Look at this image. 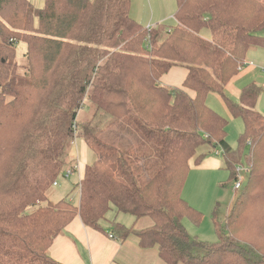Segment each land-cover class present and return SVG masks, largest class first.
<instances>
[{"label": "trees", "instance_id": "16d2710c", "mask_svg": "<svg viewBox=\"0 0 264 264\" xmlns=\"http://www.w3.org/2000/svg\"><path fill=\"white\" fill-rule=\"evenodd\" d=\"M131 1L0 0V264H57L49 248L65 227L78 216L102 230L111 210L134 219L113 221L111 238H134L163 264H264L259 87H244L239 103L223 94L246 51L264 47V0H174V25L151 31L131 17ZM174 66L187 70L182 89L160 84ZM211 93L242 121L237 150L226 143L227 120L206 106ZM84 105L88 116L77 120ZM74 138L96 158L77 184L78 205L53 203ZM245 145L247 183L223 227L212 216L218 241L190 238L181 221L201 216L182 190L203 163L198 150L220 148L234 181Z\"/></svg>", "mask_w": 264, "mask_h": 264}, {"label": "rangeland", "instance_id": "374dc122", "mask_svg": "<svg viewBox=\"0 0 264 264\" xmlns=\"http://www.w3.org/2000/svg\"><path fill=\"white\" fill-rule=\"evenodd\" d=\"M29 1L38 8L43 5V0ZM174 12V0L131 1V17L145 29L149 26H170L173 23L172 17ZM23 51L24 46L19 44L16 48L18 58L21 57ZM239 70L240 72L244 70L255 71L254 83L259 87V100L257 106H255V110L264 116V47H250L247 50L245 63ZM218 100L219 109L227 114V111L223 109L222 101L220 99ZM86 115H88V110L84 105V107L78 112V118L82 120L87 117ZM222 117L228 122L226 127V143L230 149L237 150L240 147L239 138L244 131L242 121L237 118L231 119L227 116ZM114 134L117 137L122 136V134L117 135V132ZM105 136L106 134L103 135V137ZM123 137L125 139H131L136 148L143 149L140 146V142L142 143V141L139 138H133L128 134L123 135ZM73 142H75V146L71 144V151L69 152V159L71 161L70 165H74L76 160L78 161L79 177L76 173L71 174L67 179L60 177L56 181L57 186L52 187L49 192V199L53 203L64 199L74 206L78 205L79 188L77 187V184L79 183V179L85 168L91 165L96 158L95 153L92 152L82 140L76 138L75 140L73 139ZM216 151L219 154H216ZM198 153L204 155L203 163H207L204 164L203 168L194 166L190 168L182 190V199L192 209L200 213L201 220L198 225H195L190 219L184 218L181 221V225L190 238H195L198 242L214 244L218 239L213 225L212 216L215 214L218 225L223 227L227 210L231 209L235 198L240 191L238 193L233 192V180H230V173L225 166L220 148L212 150L209 147H201L198 150ZM248 154L249 150L247 145H245L241 155L240 164L236 166V168L240 167L244 169V172L240 174L243 180L242 187L246 185L248 178L249 166L246 160ZM249 210L250 209H248V211ZM252 210L258 211L256 209ZM118 216H123L121 218L128 220V222H126L116 218V221H121V223L127 227H130L134 222L133 217L130 215L119 214ZM145 224H149L147 219L141 220L137 226L138 228H141ZM130 240L135 241L134 238H131ZM127 246L131 251L134 250L132 259L135 260V264H163L158 259L155 251L154 253L153 251L143 253L140 249L135 251V246L131 241L127 243ZM132 259L128 261L130 264H134Z\"/></svg>", "mask_w": 264, "mask_h": 264}, {"label": "crops", "instance_id": "0c3cea01", "mask_svg": "<svg viewBox=\"0 0 264 264\" xmlns=\"http://www.w3.org/2000/svg\"><path fill=\"white\" fill-rule=\"evenodd\" d=\"M173 25H174V20L170 26ZM202 37L207 40L211 38L210 33L208 31H203ZM246 55H247V51L243 58L244 63H245ZM239 72H237L223 87L224 96L234 103L240 102L241 91L244 87L252 83L255 84L254 70H244L240 73ZM186 76H187V70L184 67L174 66L165 75H163L160 78V84L168 89H182ZM187 93L190 97L192 98L194 97L193 92L187 91ZM218 99L222 101L220 96H218L217 94L215 93L209 94L205 101L206 106L211 110L215 111L220 116H227L232 119L233 117L229 114L223 101H222L224 107L223 109L227 111V114L219 109ZM77 120H79L78 115H77ZM75 139L76 138H74V140ZM73 146H75V142ZM69 162H71L70 159ZM205 163L207 162L202 163V165L199 166L198 168H203ZM74 167L76 170L73 173H76L79 177V166L77 160L76 163H74ZM229 211L230 209L227 210L225 218L227 217ZM118 215L119 214H117L114 210L108 212L106 214L107 217L105 216V220L100 223L102 230H94L92 228L84 226L81 219L78 216H76L65 227L62 234L58 235L53 240L49 248L50 258L53 261H55L57 264H130L128 261L132 259V254L134 250L131 251L130 248L127 246V243L131 241V243H133V245L135 246V251H137L138 250L137 241L127 240L126 242L121 243L111 238L110 236V226L113 221L117 220L116 218L128 222L127 219L125 220V218H121L123 216H118ZM116 222L125 226L123 223H121V221H116ZM141 251H143L144 253L153 250H141ZM132 260L133 263L135 264V260L134 259Z\"/></svg>", "mask_w": 264, "mask_h": 264}, {"label": "built area", "instance_id": "2783aa9c", "mask_svg": "<svg viewBox=\"0 0 264 264\" xmlns=\"http://www.w3.org/2000/svg\"><path fill=\"white\" fill-rule=\"evenodd\" d=\"M155 27H147L146 28V30L147 31H151V30H153ZM244 64V63H243ZM242 67V66H241ZM240 67V68H241ZM239 68V69H240ZM72 145H74V142L72 141V143H71ZM216 154H219L217 151H216ZM76 169H75V167H74V165H71L70 167H69V169L68 170H66L65 171V178L67 179V178H69V176L71 175V174H73V172L75 171ZM236 177H235V179H234V181H233V192L234 193H238L240 190H241V188H242V183H243V180H242V178H241V176H240V174L242 173V172H244V169L243 168H240V167H238V168H236ZM55 186H57V184H56V182L53 184V187H55Z\"/></svg>", "mask_w": 264, "mask_h": 264}]
</instances>
